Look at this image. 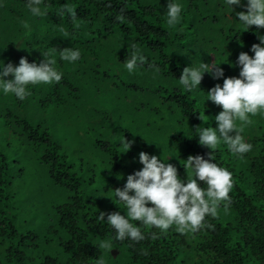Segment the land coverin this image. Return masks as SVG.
Returning <instances> with one entry per match:
<instances>
[{
    "label": "trees",
    "instance_id": "obj_1",
    "mask_svg": "<svg viewBox=\"0 0 264 264\" xmlns=\"http://www.w3.org/2000/svg\"><path fill=\"white\" fill-rule=\"evenodd\" d=\"M185 1L178 0L184 7ZM206 3L203 15L194 8L185 14L195 18L191 25L202 22L196 38L183 11L176 26L167 24V0H43L40 16L26 0H0V61L39 63L46 54L63 73L58 84L29 85L23 101L0 92V241L7 245L0 264H96L98 258L105 264H264V112L244 126L252 149L242 158L223 143L214 150L233 173L231 199L200 229L140 225L143 240L120 241L101 219V212L127 213L113 190L143 167L141 151L167 159L184 181L194 175L184 168L188 156L207 158L212 151L194 136L197 126L216 127L222 110L206 100L207 92L238 76L239 53L252 56L259 40L257 27L246 30L236 15L246 11V0L233 10L226 0ZM211 11L215 22L205 20ZM69 48L81 51L77 61L61 58ZM137 49L146 59L129 72L125 62ZM200 61L222 62L223 77L205 72L199 88L188 92L180 74ZM7 137L30 148L58 196L40 219L42 232L17 227Z\"/></svg>",
    "mask_w": 264,
    "mask_h": 264
},
{
    "label": "clouds",
    "instance_id": "obj_2",
    "mask_svg": "<svg viewBox=\"0 0 264 264\" xmlns=\"http://www.w3.org/2000/svg\"><path fill=\"white\" fill-rule=\"evenodd\" d=\"M26 3L33 16L45 14L40 7L43 0H26ZM226 3L233 10L232 6H241L242 0H226ZM243 7L246 11L236 13L238 20L246 30L253 25L257 27L255 34L259 43L251 46L252 56L248 52L239 53L236 61L240 66L238 76L224 77L222 85L217 83L207 92L206 100L222 110L214 117L216 127L197 126L194 136H198L201 146L212 151L206 153L207 158L188 156L184 168L194 175H187L186 181L178 176L177 168L167 163V159L141 151L139 162L143 167L129 174L122 188L113 190L115 198L126 205L127 213L101 212V219L114 230L115 240H143L145 237L140 225L161 231L176 225L181 233L196 231L202 227L206 216L217 214L221 201H230L233 173L217 162L214 150L223 143L232 154L242 158L252 149V144L246 142L242 135L244 126L251 123V116L264 112V34L258 31L264 28V0H246ZM166 9L167 24L176 26L181 20L182 5L176 0H167ZM42 56L44 59L39 63L21 57L17 66L0 61V92L14 94L23 101L30 95L29 85L58 84L63 73L55 67V60L46 58V54ZM80 57L79 49H65L61 54V58L69 62H75ZM145 59L137 49L129 55L125 66L132 72ZM221 63L200 61L199 66L184 67L179 77L180 84L191 92L199 88L205 72L213 79H220L223 77V69L219 66ZM9 76L11 78L6 79ZM125 143L129 149L131 141ZM199 182H203L204 187ZM105 247L110 245L106 244ZM96 264H105V261L98 258Z\"/></svg>",
    "mask_w": 264,
    "mask_h": 264
},
{
    "label": "rangeland",
    "instance_id": "obj_3",
    "mask_svg": "<svg viewBox=\"0 0 264 264\" xmlns=\"http://www.w3.org/2000/svg\"><path fill=\"white\" fill-rule=\"evenodd\" d=\"M176 2H178V0ZM206 2H209L210 5L214 0H186L185 7L183 2H178L182 5L184 12L182 21L187 23L189 31L192 32L196 38L201 37L203 34V30L198 25L202 22L196 20V23L191 25L192 20L195 18L193 16L188 18L185 14L187 13L186 11L194 8L196 11H194L195 13L203 15L202 6L203 4H207ZM212 14L213 11L208 14L205 20L207 19L206 21L208 22H215V17L212 18ZM5 141L10 142V146L6 148V153L9 159L12 160L9 176L10 188H12L13 192H9L13 196L11 210L16 217L17 227L20 231L32 229L37 233L42 232L44 222L40 219L45 217L46 212H48L58 200V196L54 192L55 188L48 180L42 168L38 167L37 160L31 155L33 152L30 148H26V146L20 148L19 144L11 141L9 137L4 139V142ZM6 246L7 245L2 246L0 241V261L3 259V250Z\"/></svg>",
    "mask_w": 264,
    "mask_h": 264
}]
</instances>
